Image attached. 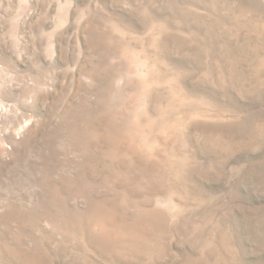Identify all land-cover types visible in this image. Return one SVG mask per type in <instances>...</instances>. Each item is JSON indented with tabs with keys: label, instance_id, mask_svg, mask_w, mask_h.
<instances>
[{
	"label": "rangeland",
	"instance_id": "obj_1",
	"mask_svg": "<svg viewBox=\"0 0 264 264\" xmlns=\"http://www.w3.org/2000/svg\"><path fill=\"white\" fill-rule=\"evenodd\" d=\"M0 264H264V0H0Z\"/></svg>",
	"mask_w": 264,
	"mask_h": 264
}]
</instances>
